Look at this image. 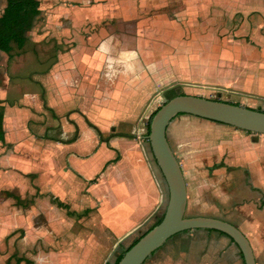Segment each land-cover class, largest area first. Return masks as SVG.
<instances>
[{
	"label": "crops",
	"instance_id": "crops-1",
	"mask_svg": "<svg viewBox=\"0 0 264 264\" xmlns=\"http://www.w3.org/2000/svg\"><path fill=\"white\" fill-rule=\"evenodd\" d=\"M102 1H45L52 53L41 58L45 45L35 40L27 50L29 40L20 51L31 52L37 70L23 72L21 62L28 60L17 59L19 72L0 78V190L17 187L20 212L14 222L10 198L0 194V253L11 226L25 229L23 237L7 239L22 254L15 264L30 261L29 253L35 264H55L54 252L32 250L41 212L69 209L78 223L94 221L100 234L115 238L159 217L165 193L153 175L147 136L154 111L145 107L153 90L170 83L203 98L223 92L249 108L254 98L244 95L264 100V0H110L111 7ZM68 2L77 5L67 8ZM168 6L173 15L162 11ZM155 10L159 20L144 27L147 37L137 50L135 38L126 46L114 36L103 41L110 20L117 25ZM235 13L238 29L230 25ZM73 14L98 23L86 32L88 23L77 26ZM218 17L230 27H216ZM13 58L9 53L6 61ZM4 60L0 51V65ZM166 138L185 179L186 211L237 227L255 264H264V135L181 114ZM25 190L30 202L22 204ZM47 221L54 226L57 220ZM0 262L8 264L9 257ZM144 264L244 262L228 236L201 228L175 234Z\"/></svg>",
	"mask_w": 264,
	"mask_h": 264
},
{
	"label": "rangeland",
	"instance_id": "rangeland-1",
	"mask_svg": "<svg viewBox=\"0 0 264 264\" xmlns=\"http://www.w3.org/2000/svg\"><path fill=\"white\" fill-rule=\"evenodd\" d=\"M26 1H28L27 3L30 4L31 0H26ZM40 1H41L40 6L38 2H34V1L32 2L33 4H35L37 10H38L37 7H40L41 13L38 14V16L33 19L31 30H29L26 34V36L30 40L27 46V50L32 49L33 45L36 44L34 42L35 40L41 39L40 43H43L45 45V50L42 49L41 58L47 59L48 55L52 53V51L49 52V50L51 49V46H50L51 42L48 41L49 40L48 38L53 36V34H51V32H49L47 29L48 19L46 18V15H45L46 6H47L45 5L46 4L45 1L47 0L45 1L40 0ZM101 3L105 4V7H108L107 5H110L109 7L112 6V3L110 2V0H103ZM69 4H70V7H75V5H77L74 2H68L67 8L69 7ZM232 5L233 6L236 5V3L233 1ZM4 6H5V0H0V24L9 26L12 24V22H10L8 18V13L6 12ZM171 7L168 6L167 9H165L164 7L162 11L164 13H166L165 11H167L166 14L169 13V15H173V12L170 11ZM24 13H20V17H22ZM28 13H31V9L28 11ZM145 15H147L146 18L136 19V20L133 19L134 21L126 19L124 21L118 22L117 25L114 24L112 20H110L109 23L112 26L106 29L104 34H103V31L101 32L102 36H104L103 41H106L109 39V37L114 36L115 39L118 40V42L122 43L123 46H126L127 44L131 45L130 44V41H132L131 38H135L134 49L137 50L138 43L143 41V40L142 41L140 40L143 39V37H147L145 34L144 27L154 26L150 24L155 23V21L159 20L158 17L160 16V10H155V12L148 13ZM73 17L77 18V21H78L76 22L78 23L77 26H79L80 24L82 26H85V24L88 23L87 21L84 20L82 16L78 18L77 16H75V14H73ZM232 17L233 18L231 20L230 25L232 26L233 29H238L240 22H241L238 13H235ZM106 18L109 19L108 17ZM145 19H147L146 22H142ZM139 21L141 22V25L143 27L138 24ZM92 22H95V23H88L89 29H85L87 30L86 32H90L91 27H93L96 23H98L96 19ZM230 25H229L228 19H225V21L223 17H218L216 19V27L228 28L230 27ZM140 27H142V32H140L141 31ZM79 31L81 32L80 28H79ZM93 35H95L94 37H99V39L102 37L101 35H99L98 30L96 31V34L93 33ZM56 36H59V35H56ZM7 46L8 47L5 49V60L4 61L7 60L6 57H7V54L9 53H11L14 58L6 62L3 61L4 63L0 65V78H5L6 76H13L15 72L16 73L19 72V70L16 67H14V65H16L15 60L17 59L18 60L19 59L28 60V63L21 62V64L25 65V68H26V70H22L23 72H26L29 69L37 70V68L33 67L31 64L30 59H32L33 55L31 54L30 51H27L29 53L28 55H23V52H21L20 50H17L15 45L12 43V41H9ZM42 69H45L44 65ZM158 90L159 91L157 90L152 91L153 93L152 98L150 102L148 101L147 106H145L146 108H149V106L151 107L150 112L157 110V108H159L165 100L170 99L171 97L180 94L181 86L170 85V83H168L164 85V88H159ZM207 96H208V99L221 100V101H232L233 103L241 102L240 96H238L239 98L230 97L229 95L223 92H221L220 94H217V92H212V93H208ZM244 96L248 99L254 98V99H251L252 101L255 102V105H253L254 107L253 109L264 111V100L262 98H256L254 96H249V95H244ZM139 133L140 132L137 131L134 133V135L137 136L139 135ZM153 175L157 183L159 184V186H161L162 191H164L165 193L162 207H160V211L158 213L159 214L158 216H160L164 212V208H165V201H166V195H167L166 186L161 177V174L159 173V171L154 165H153ZM26 183L24 186L25 187L28 186L27 189H29L30 185H32V180H30V178H27ZM8 189H9V192L0 190V194L2 195L4 194L3 195L4 197L6 194H8L7 196L8 198H10V200H8L7 205H8V208L11 209V212L13 215V217H10V216L9 217L12 218V220L15 222L14 217L17 216V214H19L20 212L17 213V210H16L17 205L15 204L14 197H16V194L19 190L17 189V187H15V185L8 187ZM27 192L28 191L25 190V195H24L25 198L24 200H22L23 201L22 204L30 202L29 194H27ZM22 201H20V203ZM74 201L75 200L72 199V203H74ZM44 213L45 212H41V216L39 220H37V223L35 224L37 227L36 229L33 230V232L38 233L39 236L36 235L35 237L36 239L35 241H33L34 244H32V250L35 251L34 254H36L38 251H41V250L45 251L46 253L48 251L54 252L53 261L55 264H112L114 261V258L122 251V249L127 247L134 239L139 237L155 221L154 219L153 222H150V220L147 219V221L133 228L128 233L118 238H115V237H110L107 235L100 234L99 228L96 225V223H94V221H92V224L90 226H88L87 223L85 224L78 223L77 219L80 217H75V213L69 212V209H68V213L63 209L56 210L54 213L53 211H51L49 212V215L46 213L44 214ZM70 214H72L74 218H70L69 216ZM185 215L191 216L192 212L186 211ZM49 216L52 219L55 218V220H57L54 226L48 223L47 217ZM17 227L14 224V226H11L8 229L6 234H10L9 237L11 238L23 237L25 229H22L23 230L22 231L21 229ZM8 238H5L1 241L2 245H4V248L1 250L2 253H0L1 260L2 259L6 260V258L9 257L8 264H15L16 260L18 259L16 257L20 258L22 254L19 251L17 250L15 251V249H12L13 243L12 241L7 242ZM25 257H29L30 261L24 260L23 264H35L36 261H33V257L31 256L30 253L26 254ZM40 262H42V260H40ZM0 264L2 263L0 262Z\"/></svg>",
	"mask_w": 264,
	"mask_h": 264
},
{
	"label": "water",
	"instance_id": "water-1",
	"mask_svg": "<svg viewBox=\"0 0 264 264\" xmlns=\"http://www.w3.org/2000/svg\"><path fill=\"white\" fill-rule=\"evenodd\" d=\"M181 114L264 135L262 110L189 94H178L165 100L151 117L148 134L152 164L161 174L166 186L163 216L158 224L124 252L117 264H144L153 252L175 234L201 228L225 234L240 250L244 264H255L250 243L237 227L218 218L185 215L186 183L179 162L166 138L169 123Z\"/></svg>",
	"mask_w": 264,
	"mask_h": 264
},
{
	"label": "trees",
	"instance_id": "trees-1",
	"mask_svg": "<svg viewBox=\"0 0 264 264\" xmlns=\"http://www.w3.org/2000/svg\"><path fill=\"white\" fill-rule=\"evenodd\" d=\"M27 2L28 1L26 0H6L5 10L8 13V18L10 22H12V24L9 26L0 24V51L5 52V49L8 47L7 44L9 43V41H12V43L15 45L17 50L23 49L27 44V42L29 41L26 34L29 30H31L32 21L35 17L38 16L39 13L38 10L36 9L35 4H33L32 2L28 4ZM30 9H31V13H28ZM20 13H24L22 17H20ZM155 112L156 110L152 113V115L149 118L147 124L148 127L147 136L149 134L150 120ZM2 117H3V110L2 107H0V129L2 126ZM162 216L163 213L156 218L154 223L147 230H145L139 237L134 239L127 247L122 249V251L114 258L112 264H117L120 258L122 257V255L124 254V252L128 250L144 233H146L149 229H151L153 226L158 224L162 219ZM148 258L146 259V261L148 260Z\"/></svg>",
	"mask_w": 264,
	"mask_h": 264
},
{
	"label": "clouds",
	"instance_id": "clouds-1",
	"mask_svg": "<svg viewBox=\"0 0 264 264\" xmlns=\"http://www.w3.org/2000/svg\"><path fill=\"white\" fill-rule=\"evenodd\" d=\"M128 67L130 68L131 66L129 65Z\"/></svg>",
	"mask_w": 264,
	"mask_h": 264
}]
</instances>
